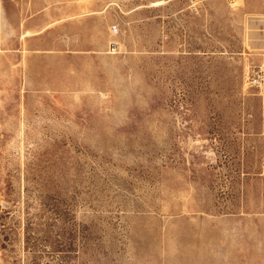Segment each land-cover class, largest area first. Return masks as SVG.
I'll return each instance as SVG.
<instances>
[{
  "label": "rangeland",
  "instance_id": "rangeland-1",
  "mask_svg": "<svg viewBox=\"0 0 264 264\" xmlns=\"http://www.w3.org/2000/svg\"><path fill=\"white\" fill-rule=\"evenodd\" d=\"M104 2L29 67L0 27V264H264L255 14Z\"/></svg>",
  "mask_w": 264,
  "mask_h": 264
},
{
  "label": "crops",
  "instance_id": "crops-1",
  "mask_svg": "<svg viewBox=\"0 0 264 264\" xmlns=\"http://www.w3.org/2000/svg\"><path fill=\"white\" fill-rule=\"evenodd\" d=\"M236 6V10L242 13L255 14V20L252 16L250 22L264 30V0H242ZM114 22V14L104 0H0L1 43L8 36V28L17 27L16 52L18 57L23 56V51L26 52L28 67L39 58L43 38L39 33L42 28H48L49 50H61L67 43L62 33L67 35L69 28L85 25L109 27L115 25ZM257 34L264 36V31ZM78 41L81 43L80 38ZM84 41L89 44L104 43L96 38ZM257 43L264 44V40L259 39Z\"/></svg>",
  "mask_w": 264,
  "mask_h": 264
}]
</instances>
